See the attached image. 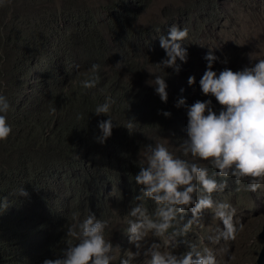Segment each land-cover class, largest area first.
Masks as SVG:
<instances>
[{"label":"trees","instance_id":"1","mask_svg":"<svg viewBox=\"0 0 264 264\" xmlns=\"http://www.w3.org/2000/svg\"><path fill=\"white\" fill-rule=\"evenodd\" d=\"M153 2L11 0L0 8V81L11 105L7 117L12 125L10 136L0 142V195L9 201L0 213V264H40L53 258L65 246L64 228L73 213L82 217L89 209L109 221L110 239L124 255L132 246L125 233L126 219L128 209L139 202L134 175L144 144L149 137L154 141L169 137L176 146L185 137L186 110L174 106L181 96L186 104L211 99L214 110L220 107L214 97L201 93L198 84L209 48L220 60H227L213 62L217 72L224 67L241 69L251 56L241 51L249 45L238 37L242 21L233 23L236 35L232 32L229 43L218 37L209 44L200 37L204 26L215 27L223 18L217 14V0L167 4L161 20L141 25L140 16ZM194 19L201 22L200 28H193ZM171 25L187 29L181 43L187 59L177 60L178 72L164 68L168 95L162 102L154 86L142 78L148 67L160 72L156 63L164 50L159 35H166ZM92 63L100 65L99 82L85 89L80 81L87 78ZM189 76L194 77L191 85ZM106 96L113 100L111 114L120 125L100 144L94 139L96 125L105 117L91 110ZM163 110L170 115L165 117ZM78 112L81 120L76 119ZM129 119L128 131L121 125ZM215 178L227 179L225 189L213 193L215 199L228 200L236 209L234 199L248 204L239 201L241 196L249 197L246 179L236 183L232 177ZM20 185L27 197H17L15 189ZM144 204L149 212L154 209L150 200ZM209 214L204 210L201 223L191 226L183 237L185 244L176 251H184L188 243L203 248L204 240L208 246L218 244L208 239L214 236L205 226ZM182 215L181 224L191 214ZM140 258L136 264H141Z\"/></svg>","mask_w":264,"mask_h":264},{"label":"clouds","instance_id":"2","mask_svg":"<svg viewBox=\"0 0 264 264\" xmlns=\"http://www.w3.org/2000/svg\"><path fill=\"white\" fill-rule=\"evenodd\" d=\"M10 2L0 0V8ZM244 29L242 26V34ZM186 36L187 29L176 25H171L166 35H159L164 57L156 64L164 74L148 71L153 74L148 83L154 86L162 102L167 101L168 95L164 68L178 72L181 65L177 60L186 61L187 49L181 46ZM203 58L206 67L198 81L200 91L214 97L220 107L214 110L211 99H197L186 104L181 96L174 106H183L186 110L185 137L174 147L169 139L154 141L151 137L150 142L144 144L134 175V182L139 186L135 200L139 202L128 209L126 219L125 233L134 250L119 255L120 246L110 239L109 221L98 218L89 209L82 217L73 213L72 222L64 228L65 246L53 258H44L40 264H136L137 257H144L145 264H226L212 242L203 248L188 243L184 251H176L185 244L183 237L191 226L201 223L204 210L210 211L205 223L213 219L222 225L208 239L218 242L227 254L230 251L239 257V250L228 244L236 240V208L228 200L215 199L213 193L222 192L227 185V179L218 181L216 176L232 177L236 183L246 179L244 189L249 192L264 189V56H249V64L241 69L233 71L224 67L219 72L212 68L213 62L220 58L211 48ZM220 62L226 64L227 60ZM99 70L97 63L89 66L85 73L87 78L80 81L83 88L96 87ZM193 81L194 77L189 76L187 83L191 85ZM112 104V98L106 96L91 110L105 117L97 120L96 125L98 134L94 139L100 144L111 136L113 127L120 125L111 114ZM10 108L0 81V142L12 133L7 117ZM162 114L168 117L170 112L163 110ZM76 119L81 120L82 114L78 112ZM121 126L129 131L132 120ZM210 168L214 170L211 173ZM22 185L15 189L17 197L29 195ZM145 200L154 204L151 212ZM262 201L256 203L257 210L264 205ZM8 204V197L0 195V213ZM185 212L191 215L181 224ZM263 227L257 235L262 247L264 241L259 234ZM149 236L163 238L167 246H162L158 239L149 240ZM234 264L240 263L237 260Z\"/></svg>","mask_w":264,"mask_h":264},{"label":"rangeland","instance_id":"3","mask_svg":"<svg viewBox=\"0 0 264 264\" xmlns=\"http://www.w3.org/2000/svg\"><path fill=\"white\" fill-rule=\"evenodd\" d=\"M179 2L180 0H154L150 7L140 16L139 23L141 25L150 26L152 22L161 20L162 9L165 5L175 4L177 6ZM217 2L220 9L217 14L223 16V18L218 20L219 24L215 27L209 28L208 26H204L200 35L203 41L211 44L219 37L229 43V38L232 36V32L236 35V29L233 27V23H235V20H238L243 22L245 28L243 37L241 36L242 34L238 36L239 40L241 42L246 41L247 44H249L241 51L245 53L251 52V56L253 57L264 56V51L260 48L264 47V0H217ZM200 24L201 22L197 21V19L193 20V28L195 26L199 27ZM199 47L200 46L198 45V48ZM252 62L254 63L255 61ZM247 64H249V56L244 61L242 67ZM148 71L153 72L152 67H148L145 70L144 78H142L143 83L147 84H149V80L153 79V74ZM165 139H169L171 146H175L171 138L166 137L162 140ZM263 194L264 189L256 196L253 192L252 194L249 192V199L241 196L239 201H245L248 204L239 203L234 199L238 206L234 216V223L237 225V231L235 234L236 240L228 244L239 250V257L236 258L230 251H228L227 254L219 244H213L215 250L220 254L221 261H225L226 264L237 263V260L240 264H256V258L260 255L263 249L262 243L258 240L257 235L264 225V205L259 208L258 211L256 209V203L257 201L262 200L261 203H264ZM252 203L254 204L253 206ZM261 203H259V206ZM205 226L212 234L214 232L216 233L219 227H222L219 220L213 219H207ZM148 239L151 240L150 237H148ZM159 241L162 246H167L166 241L163 238H159ZM204 242L206 243L205 246L209 247L208 240H204ZM128 250H134L133 246H128ZM226 259H229V262L226 261ZM140 262L141 264H145L144 257L140 258Z\"/></svg>","mask_w":264,"mask_h":264},{"label":"water","instance_id":"4","mask_svg":"<svg viewBox=\"0 0 264 264\" xmlns=\"http://www.w3.org/2000/svg\"><path fill=\"white\" fill-rule=\"evenodd\" d=\"M259 237L264 241V227L262 232L259 234ZM258 264H264V247L260 253V257L258 259Z\"/></svg>","mask_w":264,"mask_h":264},{"label":"bare ground","instance_id":"5","mask_svg":"<svg viewBox=\"0 0 264 264\" xmlns=\"http://www.w3.org/2000/svg\"><path fill=\"white\" fill-rule=\"evenodd\" d=\"M126 240V239H125Z\"/></svg>","mask_w":264,"mask_h":264}]
</instances>
